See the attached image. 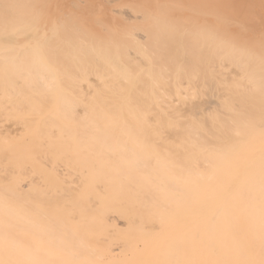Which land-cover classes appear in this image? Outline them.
I'll return each instance as SVG.
<instances>
[{
  "label": "bare ground",
  "instance_id": "1",
  "mask_svg": "<svg viewBox=\"0 0 264 264\" xmlns=\"http://www.w3.org/2000/svg\"><path fill=\"white\" fill-rule=\"evenodd\" d=\"M0 118V264H264V0H0Z\"/></svg>",
  "mask_w": 264,
  "mask_h": 264
},
{
  "label": "rangeland",
  "instance_id": "2",
  "mask_svg": "<svg viewBox=\"0 0 264 264\" xmlns=\"http://www.w3.org/2000/svg\"><path fill=\"white\" fill-rule=\"evenodd\" d=\"M1 117L3 118V116H1ZM5 118H6L7 121H11V120H8L6 116L4 117V119H5ZM0 119H1V118H0ZM2 120H3V119H2ZM6 120H5V121H6ZM0 121H1V120H0ZM1 123L3 124L4 122L1 121ZM10 123L13 124V125L11 124L12 126L10 125L11 127H10L9 125H5V123H4V125L7 126V128L12 129V127L15 125V122H12V121H11ZM10 123H9V124H10ZM6 124H7V123H6ZM8 126H9V127H8ZM15 126H16V125H15ZM15 126H14V127H15ZM14 127H13V128H14ZM17 127H18V126H17ZM17 127H16V128H17ZM21 134H22V133H21ZM23 134H24V133H23ZM19 135H20V134H19ZM21 136H22V135H21ZM43 150H45V149L43 148ZM39 160H41V163H42V164H41V165L39 164V166H38V163H36L35 165L38 166V167L43 166V162H42V160H44V158H42V159L40 158ZM38 162H39V161H38ZM59 163H62V162H59ZM59 163L56 161V165L59 164ZM63 164H65V163H63ZM57 166H58V165H57ZM34 167H35V166H34ZM35 169H36V167H35ZM36 172H37V169H36ZM37 174H39V173H37ZM39 176H43V175L40 173Z\"/></svg>",
  "mask_w": 264,
  "mask_h": 264
}]
</instances>
